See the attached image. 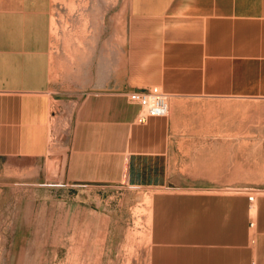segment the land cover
I'll return each mask as SVG.
<instances>
[{
	"label": "crops",
	"instance_id": "1",
	"mask_svg": "<svg viewBox=\"0 0 264 264\" xmlns=\"http://www.w3.org/2000/svg\"><path fill=\"white\" fill-rule=\"evenodd\" d=\"M125 3L124 48L109 61L99 49L88 86L59 96L53 0H0V184L152 186L148 264H264V191L251 204L202 181L171 185L187 168L175 116L188 101L264 100V0ZM134 89L165 93L167 114L140 121ZM54 113L69 121L56 141Z\"/></svg>",
	"mask_w": 264,
	"mask_h": 264
},
{
	"label": "rangeland",
	"instance_id": "2",
	"mask_svg": "<svg viewBox=\"0 0 264 264\" xmlns=\"http://www.w3.org/2000/svg\"><path fill=\"white\" fill-rule=\"evenodd\" d=\"M126 26L125 0H53L52 92L88 86L85 72L96 76L99 49L114 60ZM184 107L187 116L175 117L187 168L171 185L202 181L244 193L253 204L264 191V100L199 98ZM54 115L52 141L69 124ZM152 188L0 184V264H148Z\"/></svg>",
	"mask_w": 264,
	"mask_h": 264
},
{
	"label": "built area",
	"instance_id": "3",
	"mask_svg": "<svg viewBox=\"0 0 264 264\" xmlns=\"http://www.w3.org/2000/svg\"><path fill=\"white\" fill-rule=\"evenodd\" d=\"M126 96L130 102L137 104L142 109L139 115L140 121H144L149 116H163L168 112V98L161 91L134 89L128 91ZM249 198L251 199L252 196Z\"/></svg>",
	"mask_w": 264,
	"mask_h": 264
}]
</instances>
